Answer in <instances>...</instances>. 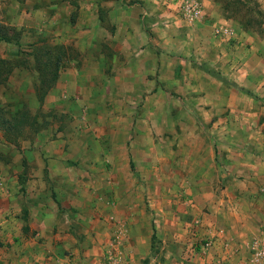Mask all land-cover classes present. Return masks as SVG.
<instances>
[{
  "label": "crops",
  "instance_id": "1",
  "mask_svg": "<svg viewBox=\"0 0 264 264\" xmlns=\"http://www.w3.org/2000/svg\"><path fill=\"white\" fill-rule=\"evenodd\" d=\"M198 1L187 21L175 0H0L87 33L49 92L53 135L24 155L36 168L17 155L0 173V264H253L264 24Z\"/></svg>",
  "mask_w": 264,
  "mask_h": 264
},
{
  "label": "rangeland",
  "instance_id": "2",
  "mask_svg": "<svg viewBox=\"0 0 264 264\" xmlns=\"http://www.w3.org/2000/svg\"><path fill=\"white\" fill-rule=\"evenodd\" d=\"M215 2L223 7L225 13L229 12L226 18L247 19L259 27L264 24V0ZM234 12L235 15L231 14ZM20 14L17 9L12 11L11 16H4L3 11L0 12V116L10 119L11 125L19 122L23 126L8 135L0 130L3 140L9 136L18 141L11 145L8 141L0 140V173L6 163L17 159V155L23 156L20 159L23 165L29 163V168H36L35 160L27 161L24 155L39 150L33 143L35 138L53 135L52 123L60 115L55 109L63 104L60 98L57 101L48 99L56 81L52 83V78L68 67L67 55L70 58L79 55L80 49L76 44L87 35L83 29L79 31L74 28L76 17H69L72 25L66 30L63 25L53 23V12L30 17ZM70 30L75 32L69 33ZM66 40L73 42L62 44ZM135 167L134 163L130 165L134 177L141 182ZM23 181L25 183V179Z\"/></svg>",
  "mask_w": 264,
  "mask_h": 264
},
{
  "label": "built area",
  "instance_id": "3",
  "mask_svg": "<svg viewBox=\"0 0 264 264\" xmlns=\"http://www.w3.org/2000/svg\"><path fill=\"white\" fill-rule=\"evenodd\" d=\"M178 6V11L181 13L182 18L187 21H196L202 16V5L198 0H175ZM215 36L230 37V33L225 30L216 29ZM210 245V242H205L201 247L205 250ZM253 264H264V249L259 248L254 254Z\"/></svg>",
  "mask_w": 264,
  "mask_h": 264
},
{
  "label": "trees",
  "instance_id": "4",
  "mask_svg": "<svg viewBox=\"0 0 264 264\" xmlns=\"http://www.w3.org/2000/svg\"><path fill=\"white\" fill-rule=\"evenodd\" d=\"M54 78H52V83H54L56 76H53ZM10 119L6 118L4 115L0 116V130H2L4 132V134L8 135L10 132L12 131H18L19 127H23L21 126L22 124L19 122H16V124L11 125L10 124ZM10 124V125H9ZM6 140L8 142H13L15 143V140H13V138H10L9 136H5Z\"/></svg>",
  "mask_w": 264,
  "mask_h": 264
}]
</instances>
